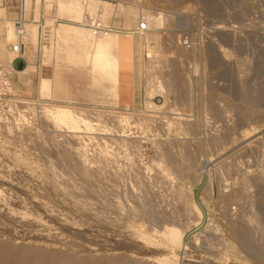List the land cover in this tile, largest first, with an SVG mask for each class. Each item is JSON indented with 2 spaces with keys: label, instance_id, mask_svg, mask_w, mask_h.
Returning <instances> with one entry per match:
<instances>
[{
  "label": "rangeland",
  "instance_id": "rangeland-1",
  "mask_svg": "<svg viewBox=\"0 0 264 264\" xmlns=\"http://www.w3.org/2000/svg\"><path fill=\"white\" fill-rule=\"evenodd\" d=\"M16 1H0V9L7 8L0 10L1 39L6 19L16 21ZM108 1L121 12L128 4L137 8L135 20L118 9L105 23L122 34L139 24L141 7L163 15L162 28L139 40L144 82L155 65L169 97L156 96L161 111L151 113L146 90L136 110L76 103L74 92L82 83L88 89L89 78L63 65L64 56L56 67L45 63L46 48L54 54L53 29L41 44L40 36L34 47L26 44L37 71L34 88L27 77L14 74L9 82L11 98L19 102L16 122L0 116L7 122L0 126V264H264V0ZM43 4L40 0L41 12ZM57 10L70 20L64 22L77 20ZM33 11L38 20L41 13ZM184 33L192 38L190 48L180 44ZM149 47L159 53L153 61ZM53 70L61 91L54 100L37 90L39 78ZM87 92L82 96L90 99ZM54 105L105 116L101 126L107 130L99 126L87 138L115 143L113 151L102 150L105 157L115 156L114 165L92 168L85 155L88 139L78 141L44 119L46 106ZM114 114L133 115L135 127L116 125ZM143 119L163 132L143 134ZM119 129L125 133L119 135ZM168 146L171 161L161 155ZM160 165L170 167L174 177L161 175ZM183 194L201 219L180 203ZM238 230L250 235L255 250L241 246Z\"/></svg>",
  "mask_w": 264,
  "mask_h": 264
},
{
  "label": "bare ground",
  "instance_id": "bare-ground-1",
  "mask_svg": "<svg viewBox=\"0 0 264 264\" xmlns=\"http://www.w3.org/2000/svg\"><path fill=\"white\" fill-rule=\"evenodd\" d=\"M39 2H40V0H37L36 8H34L36 10V14H40L41 13L40 6H39ZM46 2H47V5H45V6H46V10L47 11L51 10L56 5L57 9L61 8V12L63 11L62 13H70L78 21L81 19V15H82V12L84 10H89L92 13H97V14H99L101 16V21H102L103 24H105L109 20L110 17L112 19V17H114L116 15V10L119 9L118 7H117L118 9H116V6L113 5L108 0H87L86 2H84L83 0H80V2L79 1H71L72 3L71 2L69 3V0H46ZM123 4H124V6L126 5L125 2H123ZM32 6H33L32 5V0H28V3H27V14H26V18L28 20L24 22L23 28H24V41H25V43L27 45H29V46L34 47L36 45V43L38 42V40H39L40 31H39L38 24L35 21L30 20V14H31ZM122 7H123V5H122ZM141 9H142L143 14H144L143 15V18H145V20L147 21V24H148V26L150 28L149 31H147V32L144 33L145 35L148 34V33H150L151 30H154V29L155 30H159V29L162 28V26L164 24L163 23V18H162L163 15L160 12H156V11L153 12V11L147 9V8H142V7H141ZM0 10L1 11H4V10H7V8L4 7L2 9H0ZM119 10L121 12V9H119ZM136 13H137V8L136 7H133V5H131V4L130 5L128 4V6L126 5L123 8V11L121 12V15L125 14V16L127 18L132 19V20H135ZM125 16L123 15V17H125ZM77 20L75 22H73L72 20H71L72 22H64V21H61V22H59L54 27V29H53V37H54L53 47H54V54L53 55H50L47 52V48H46V51L44 53L45 63L51 60V62L53 63L52 66L53 67H56L57 65L61 64V63H59V60L62 58L61 56H64L65 62L63 63V65L68 66V68L71 67V68L76 69L79 74L86 75L90 79V82H89V85H88L89 86L88 89H85L84 88L85 86L82 83L83 88H82V86L80 88L82 94H84L86 91H88L90 93L91 100L94 101V102H98V101L104 102V101H107L108 99L111 98L112 100H114V103L116 104L117 92H118L119 80H120L119 79V70H120V65H121V49H122V47L124 48V43L125 42H129V44H130V42L132 41V39H130V38H132V35H131L132 33L131 34H129V33H123L122 34V33H119L117 31H112L107 36H96L88 28H86V27L80 25L79 23H77L78 22ZM5 23H6V26H5V29H6V32L5 33L6 34H5V37L4 38H2V39L0 38V65H3L5 68H8L10 70V72H12V74H17V76L19 75L20 77H24V76L27 77L26 82H27L29 88H34V81H35L34 80V75L37 73L36 68H35V66H33V63L31 62V58H30V56L28 54H25L23 51H14L13 50V46H14V44H15V42L17 40V36H18V28H17L15 22L12 19L7 18ZM146 39L148 40L147 37H146ZM7 44H11V50L10 49H7ZM157 54H159L158 51H156L152 47H149V49L147 51V57L149 59H151L153 61L156 58ZM18 57H23L27 61V66L23 70H17L16 68H14V66L11 63L13 60H15ZM133 58H132V60H133ZM121 68H122V66H121ZM53 74H54V70L52 71L51 76H45V75L41 76L39 78L40 80H39V85H38V89H37L40 95H42L43 97L48 96L52 100L56 97V91H55L56 86H54L55 84L53 82ZM131 74H132V72H131ZM145 77H146V79H145L146 105L145 106L147 107V111L150 112V113L151 112H160L161 110L160 111L157 110L158 109V104L154 101V99L159 94H163L165 97L166 96L169 97V91H167L165 84L162 83V81L159 80L158 72H156V70H155V65H154V67L151 65L147 69V72H146V76ZM9 84H10V82H9ZM136 84L137 83H135V85ZM130 86H132V85H130ZM131 96H132V94L130 93V100H131ZM167 97H166V101H167ZM132 101H133V99H132ZM122 104H123V101H122ZM134 106H136V105H134ZM162 106L163 105H161V107ZM246 106H247V104H246ZM249 106H251V105H249ZM159 108H160V106H159ZM42 109H43V107H42ZM164 111H166V110H164ZM42 113H43L44 119H47L52 124V126H54L55 128H57L60 131L67 132L68 134L70 133V135L74 139H76L78 141L84 140L85 138L86 139H90V138H87L88 135L90 136L91 133H94V132L97 133V130L99 129V126L102 127V129L105 128V127H103V125L101 126V124H104L102 121H104L103 118L105 116L102 118L103 115L101 113H100L101 115H98L99 112L96 113V115H90V114H87V113H83V110L81 112V110H78V109L73 108V107H70V106L54 105L53 107L46 106V108L44 109V111ZM250 113H252V112H250ZM131 116H133V115H125V114H119L118 115L117 114L115 116V114H114V116H110V117L112 118V120L114 122H116V125H119V126H122L123 127V126H127V125H131L132 124V128H134L135 127V124H133V122L136 121V120H135V118L132 119L133 117H131ZM178 118H180V117L178 116ZM134 123H136V122H134ZM143 125H144V127L142 126L143 129L140 128V129H142L141 131H143L142 132L143 134H144V129L148 132L149 135L150 134L153 135L157 131L163 132V129H159L151 121H148V120L145 121L144 120ZM136 126H138V125H136ZM129 128H130V126H129ZM137 128H139V127H137ZM171 129H173V127ZM119 130H121V131H118V134L121 133V132H124L123 131L124 129L123 130L122 129H119ZM169 130H170V128H169ZM113 131H115V130H113ZM125 131H127V130L125 129ZM105 133H106V131H105ZM110 133H111V131H110ZM121 134H123V133H121ZM121 134H119V135H121ZM164 134H166V133H164ZM167 134H169V132ZM92 135H94V134H92ZM102 135H101V137H102ZM127 135H128V133H127ZM132 136L135 137L134 135H132ZM146 136H148V135L146 134ZM164 136L166 137V135H164ZM90 137H92V136H90ZM149 137H151V136H149ZM98 138H100V137H98ZM130 138H132V137H130ZM130 138H128V139L130 140ZM140 138H141V136H140ZM140 138L138 136L137 139H140ZM118 139H117V141H118ZM128 139H126V140H128ZM159 139L161 141V138H159ZM134 140L135 139L132 138V141H134ZM130 141H128V142L130 143ZM128 142L125 141V143H128ZM129 145H132V144H129ZM133 145H135V144L133 143ZM140 145H141V143H140ZM161 145H162V142H161ZM108 146L106 147V149L108 148ZM127 146H128V144H127ZM79 147L77 149H79ZM126 147H125V149H126ZM128 148H130V147H128ZM169 148L170 147L168 146V148H167L166 151L165 150L162 151L163 153H161V155L163 154L162 156H164V155H165V157H168L169 156L168 159H170V158L173 159L175 157L172 156L173 154H172V152H171V150ZM131 149H132V146H131ZM82 151H83V149H81V148L79 149V151L76 150V152H79L80 153V154L78 153L80 156L81 155H84L83 152H85V151H83V152ZM107 153H108V151H107ZM114 153L116 154V152H114ZM85 155H88V154H85ZM123 160H125V159H123ZM170 161H171V159H170ZM65 162H68L69 163L70 161H65ZM157 163L160 164V162H157ZM88 164H89V162H88ZM163 164H164V162H163ZM122 165H123V163H122ZM164 165H160L161 173H162L161 175H163L165 177H168V178L174 177V171L170 167H167V166H164ZM70 166L73 169L72 165H70ZM67 167H68V165H67ZM92 168H93V166H92ZM140 168H141V166H140ZM140 168H138L139 171H141ZM144 168H146V166H144ZM85 169L86 170H84V171L87 172L88 167L87 168L85 167ZM147 169H148V167H147ZM88 170L90 171V169H88ZM101 170H103V169H101ZM117 170H116V175H118L117 174V172H118ZM121 171H123V170H121ZM142 171H144V169ZM108 172H110V171H108ZM143 173H145V172H143ZM146 173H149L148 170L146 171ZM112 175L114 176V178H116V177L118 178L119 177V176H116L115 174H112ZM112 175H111V178L113 177ZM144 175H146V174H144ZM87 176L88 175H86V177ZM93 178H95V177H93ZM223 185L222 186L220 185V186L223 187ZM105 188H107V187H104V189ZM146 192H147V190H146ZM146 192H145V195H146ZM142 195L144 197V194H142ZM184 196L185 195L183 194V196L181 197L182 199L180 198V203H182V205L184 206V208L187 211H189L191 213V215L194 214L193 217L195 215L197 217L198 216V213L196 212V209L197 208L195 209V207H194L195 205H193V202L190 199L188 200L187 198H183ZM108 197L110 198L111 195H109ZM110 205H112V204H110ZM166 217H167V215H166ZM198 217L201 219V216L200 215ZM198 217L196 218L197 220H198ZM155 218H157V217H155ZM193 219H195V218H193ZM160 220H161V218H160ZM197 220L195 222H197ZM165 223L168 224V222H165ZM165 223L163 222V224H165ZM210 225H211L210 227H212V228H209V229H213L214 230V228H215L214 222L213 223L210 222ZM213 230H210V231H213ZM237 236L239 237L241 246L243 245V247L245 249H248L249 251L250 250H255L251 246L252 241H251V238H249L250 235L244 233L241 230H238L237 231Z\"/></svg>",
  "mask_w": 264,
  "mask_h": 264
},
{
  "label": "built area",
  "instance_id": "built-area-1",
  "mask_svg": "<svg viewBox=\"0 0 264 264\" xmlns=\"http://www.w3.org/2000/svg\"><path fill=\"white\" fill-rule=\"evenodd\" d=\"M86 2L87 0H83ZM46 3V0H44V4ZM43 4V6H44ZM33 7L36 5L33 4ZM16 10H17V18L15 21V24L18 28V36L17 40L13 46L14 51H24L25 48V41H24V28L23 24L28 19L26 18L27 14V0H17L16 1ZM34 11L31 10L30 18L33 15L32 21H35L39 26L40 31V44L43 41V37H48L50 35V32L54 27L61 21H70L69 19L62 18L60 16H57V7H53L50 11H46L45 8H43L40 18L36 20L34 18ZM80 25L88 28L94 35L96 36H107L112 31H119L118 28H114L112 26H108L106 24H103L101 21V16L97 13H92L89 10H84L81 15V19L77 22ZM150 28L147 24V21L145 18H141L139 21L137 29L134 30V33H138L140 35H144L145 32L149 31ZM47 39V38H45ZM180 44L183 47L190 48L192 46V38L189 34L184 33L180 39ZM40 49H42V46H40ZM14 61V60H13ZM13 61L11 62L13 65ZM0 70V116H4L6 118H10L11 122L15 121L18 116V101L16 99H12V97H15L12 95L13 93V86L9 84V81L11 80L12 76L14 74H11L10 70L8 68L1 67ZM131 109H127L125 111H130ZM132 112V111H131ZM7 122H1L0 126L4 125ZM14 126V125H13ZM12 126V127H13ZM109 136V135H106ZM87 151H88V162L93 165V168H97L100 166H112L114 165L115 159L114 157H105L102 154V150L105 149L109 145V150L113 151L115 149V143H107V142H95L90 139L87 141ZM148 144V143H146ZM147 147V146H146ZM148 149V148H147ZM146 151V150H145ZM149 160V159H148ZM196 245L199 243L195 242ZM205 261L206 260H202ZM207 263L211 264L210 261ZM213 264H219L216 262H213Z\"/></svg>",
  "mask_w": 264,
  "mask_h": 264
},
{
  "label": "crops",
  "instance_id": "crops-1",
  "mask_svg": "<svg viewBox=\"0 0 264 264\" xmlns=\"http://www.w3.org/2000/svg\"><path fill=\"white\" fill-rule=\"evenodd\" d=\"M14 7H16V5ZM15 10H16V8H15ZM16 14H17V10H16ZM16 18H17V16H16ZM137 27H138V25L135 26L134 30L137 29ZM134 30L132 32H127L129 34L132 33L131 34L132 38H130V39H132V41L130 40L131 41L130 44H129V42H125L124 48L122 47V49H121V65H120V70H119V79L120 80H119V87H118V92H117L116 104L114 103V100H112L111 98L108 99L107 101H104V102H100V101L94 102L90 98V93H89L90 99H88L87 97H83L82 95H84V94L81 93L80 87H78V90H76L74 92V96L72 97L73 99L71 98V100H75L76 97H79V99L76 98L77 101H74V102L79 103V104H84V105H101V106H104L106 108L115 109V110H127V109L136 110L140 106H142V104L145 100V82H144V78H143V74H142L143 63H142V59H141V41L139 40L140 34L134 33ZM24 53L27 54V52H24ZM132 58H133V60H132ZM121 66H122V68H121ZM69 68H71V67H69ZM74 71L76 72V69H74ZM131 72H132V74H131ZM53 82H54V79H53ZM89 82H90V79H89ZM135 83H137V84L135 85ZM130 85H132V86H130ZM82 88H83V85H82ZM55 91H56V96L58 93L60 94V92H61L57 88L55 89ZM130 93L132 94L131 100H130ZM35 96H37V95H35ZM39 99H40V97H35L34 101H37ZM132 99H133V101H132ZM122 101H123V104H122ZM134 105H136V106H134Z\"/></svg>",
  "mask_w": 264,
  "mask_h": 264
},
{
  "label": "water",
  "instance_id": "water-1",
  "mask_svg": "<svg viewBox=\"0 0 264 264\" xmlns=\"http://www.w3.org/2000/svg\"><path fill=\"white\" fill-rule=\"evenodd\" d=\"M13 66L14 68H16L17 70H23L26 68L27 66V61L25 58L23 57H18L13 61Z\"/></svg>",
  "mask_w": 264,
  "mask_h": 264
}]
</instances>
